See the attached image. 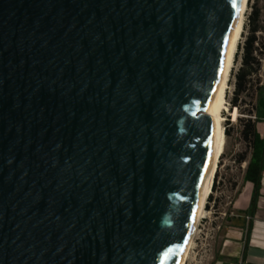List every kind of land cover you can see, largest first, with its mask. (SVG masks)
Segmentation results:
<instances>
[{
	"label": "water",
	"instance_id": "1",
	"mask_svg": "<svg viewBox=\"0 0 264 264\" xmlns=\"http://www.w3.org/2000/svg\"><path fill=\"white\" fill-rule=\"evenodd\" d=\"M244 0H0V264H178Z\"/></svg>",
	"mask_w": 264,
	"mask_h": 264
},
{
	"label": "rangeland",
	"instance_id": "2",
	"mask_svg": "<svg viewBox=\"0 0 264 264\" xmlns=\"http://www.w3.org/2000/svg\"><path fill=\"white\" fill-rule=\"evenodd\" d=\"M250 1L251 4H257L262 13V21H264V0H260L258 3L256 0ZM251 12L252 10L248 4L244 32L239 45L245 42V38L248 35V15ZM258 35L264 39V33H259ZM241 63L242 52H240L238 60L235 61L234 74L238 72ZM234 74L231 76L230 87L227 93L229 112L223 113L225 132L227 131L228 135H226L227 144L225 152L219 163L217 187L212 193L213 201L208 202L209 213L205 215L201 225H199L186 264H213L214 259L218 255L225 228L231 223L230 219H233L230 215L233 211L232 204L234 198L243 186L247 163L240 164L237 159L241 154L249 152V150L241 135L243 130L242 120L250 117V112H253L257 104L258 95L256 94V88L251 89L249 93L241 95L238 107L234 108L232 106L236 89ZM259 81L264 86V66L259 76L255 78V85ZM259 127L262 130L264 125L260 124Z\"/></svg>",
	"mask_w": 264,
	"mask_h": 264
},
{
	"label": "trees",
	"instance_id": "3",
	"mask_svg": "<svg viewBox=\"0 0 264 264\" xmlns=\"http://www.w3.org/2000/svg\"><path fill=\"white\" fill-rule=\"evenodd\" d=\"M257 3L260 0H256ZM249 7L252 12L248 15L249 29L245 42L239 45L235 61L238 60L240 52H242V63L238 72L234 74L236 78L235 95L232 100V106L237 108L239 105L240 97L243 94L249 93L251 89L256 88L258 95L257 104L250 112V117L242 120L243 130L242 137L248 146L249 152L243 153L239 156L237 161L240 164L247 163L244 173V183H251L253 185V197L251 210L248 214L253 213V208L256 205L260 189L262 187V176L264 172V133L259 132V124H264V86L260 81L255 85V78H257L263 69L264 63V39L258 34L264 33V21H262V13L257 4H251ZM226 135L228 132L226 131ZM218 172L215 177L213 190L217 187ZM213 201V196L209 198V202ZM206 209L210 208L207 205Z\"/></svg>",
	"mask_w": 264,
	"mask_h": 264
},
{
	"label": "crops",
	"instance_id": "4",
	"mask_svg": "<svg viewBox=\"0 0 264 264\" xmlns=\"http://www.w3.org/2000/svg\"><path fill=\"white\" fill-rule=\"evenodd\" d=\"M264 125V124H263ZM260 126V124H259ZM259 132L263 135L264 128ZM253 185L244 183L233 201V211L213 264H264V172L253 213Z\"/></svg>",
	"mask_w": 264,
	"mask_h": 264
},
{
	"label": "bare ground",
	"instance_id": "5",
	"mask_svg": "<svg viewBox=\"0 0 264 264\" xmlns=\"http://www.w3.org/2000/svg\"><path fill=\"white\" fill-rule=\"evenodd\" d=\"M250 0H244V4L240 11L238 17V25L235 37L228 51L226 60L217 78L215 87L212 91L210 99L206 107V114L216 120L217 124V134H216V144L212 154L210 166L200 193V196L193 207L192 219L190 225V232L188 241L183 252V255L178 264H186L189 258L192 246L194 243V238L199 229L201 221L208 214L206 209L209 198L213 193V186L215 182V177L219 169V163L222 155L226 148V132L224 127L225 118L223 113L229 112V104L227 100V93L230 87V79L232 76V71L235 65V58L239 48L240 40L243 36L245 27L246 12L248 10V4Z\"/></svg>",
	"mask_w": 264,
	"mask_h": 264
},
{
	"label": "built area",
	"instance_id": "6",
	"mask_svg": "<svg viewBox=\"0 0 264 264\" xmlns=\"http://www.w3.org/2000/svg\"><path fill=\"white\" fill-rule=\"evenodd\" d=\"M203 221V220H202ZM202 221H201V223H202ZM201 223H200V225H201Z\"/></svg>",
	"mask_w": 264,
	"mask_h": 264
}]
</instances>
